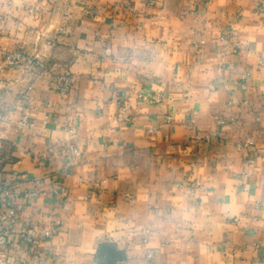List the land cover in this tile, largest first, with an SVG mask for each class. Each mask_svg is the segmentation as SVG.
<instances>
[{"label": "crops", "instance_id": "obj_1", "mask_svg": "<svg viewBox=\"0 0 264 264\" xmlns=\"http://www.w3.org/2000/svg\"><path fill=\"white\" fill-rule=\"evenodd\" d=\"M151 1L0 0V58L23 47L39 68L0 71L2 175L45 193L18 201L20 219L60 222L52 240L10 236V257L264 264V0Z\"/></svg>", "mask_w": 264, "mask_h": 264}, {"label": "built area", "instance_id": "obj_2", "mask_svg": "<svg viewBox=\"0 0 264 264\" xmlns=\"http://www.w3.org/2000/svg\"><path fill=\"white\" fill-rule=\"evenodd\" d=\"M150 4L152 1L150 0ZM84 13L87 15H92L95 12L92 9H84ZM64 32V26L58 29V34ZM41 67V66H40ZM6 68L17 69L21 72L29 73L34 70H38V61L36 57L31 54L28 50L23 47H14L6 52H4L0 58V71ZM250 73L244 72L240 75L239 82L241 84L246 83L249 80ZM74 83L73 76L71 74L61 72L54 76L51 81V89L55 91L60 96H66L72 90ZM145 99V97L140 96ZM150 100L153 103L159 104L162 102V97L160 94L155 93L150 96ZM4 120L3 116H0V124ZM125 120L129 121L130 116L126 115ZM166 123L171 122V117L167 116L165 118ZM218 123H223V118L217 117ZM33 126V122L29 120L26 116L20 118L15 126V131L21 134L29 130ZM5 139V134L0 130V140ZM254 140L248 139L243 143L236 144L237 148H247L255 154L254 151ZM67 153L72 157H77L79 155V150L76 146H68L66 148ZM5 157L0 153V264H27L25 260L19 257H10L9 255V241L8 238L13 234L17 235L18 240L25 245H34L45 240H52L60 230V222L54 221L48 223L44 228L38 226L30 225L28 222L20 219L18 212V201L23 199L25 202H30L36 199L40 194H45L39 189L35 188L22 189L16 183H11L7 178H4L3 168H4ZM38 185V181L35 182ZM59 180H53L50 191L53 194H58L59 192ZM148 230H143V241L147 242ZM40 256V250L37 249L34 252V258L38 259ZM147 257L152 259L153 253L150 251L147 253Z\"/></svg>", "mask_w": 264, "mask_h": 264}]
</instances>
